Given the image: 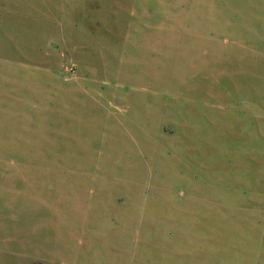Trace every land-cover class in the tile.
Wrapping results in <instances>:
<instances>
[{
  "label": "rangeland",
  "instance_id": "rangeland-1",
  "mask_svg": "<svg viewBox=\"0 0 264 264\" xmlns=\"http://www.w3.org/2000/svg\"><path fill=\"white\" fill-rule=\"evenodd\" d=\"M0 264H264V0H0Z\"/></svg>",
  "mask_w": 264,
  "mask_h": 264
}]
</instances>
